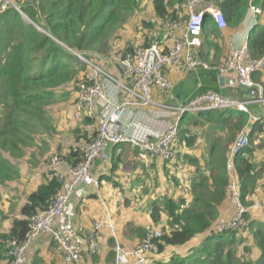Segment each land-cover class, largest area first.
I'll list each match as a JSON object with an SVG mask.
<instances>
[{
  "label": "trees",
  "instance_id": "obj_1",
  "mask_svg": "<svg viewBox=\"0 0 264 264\" xmlns=\"http://www.w3.org/2000/svg\"><path fill=\"white\" fill-rule=\"evenodd\" d=\"M207 2L221 9L226 25L234 28L244 19L250 0ZM135 3L136 0L25 1L21 8L32 21L30 24L25 23L15 8L0 11V264L12 260L9 241L22 243L30 233L31 216L48 208L62 191V180L49 170L43 173V164L50 165V160L43 161L44 153L37 152L36 147L40 140L46 143L47 138L56 134L52 117L54 106L61 96L69 97L77 91V83L89 68L73 51L87 54L95 50L96 55L103 54L105 48L110 47L118 15ZM153 3L159 20L178 21L183 15L180 14L182 6L187 16L184 0H154ZM262 5L264 10V0ZM217 29L218 24L207 14L199 54L208 62H211L207 51L211 47L209 37ZM247 45L253 57L264 55V25L257 24L250 30ZM126 50L136 51L131 46ZM203 91L220 92V88L215 83ZM249 119L248 112L234 109L185 116L175 142L177 160L164 164L171 166L168 167L175 176L179 167L187 170L194 166V172L187 182L186 195L166 193L148 204L150 219L162 230L159 256L154 257L151 264H264V204L260 211L249 208L244 226L216 231L222 216L221 207L228 197L231 145L238 134L247 129ZM259 124L260 121L250 128L249 137L262 126ZM192 127L206 128L207 149L203 155H191L194 143L202 136L200 128L195 133ZM29 148L32 157L27 156ZM253 152L254 146L249 143L234 158L241 198L248 207L256 203L250 198L264 171L263 166L257 168ZM136 154L147 168L151 166L138 152ZM122 155L123 152L111 158V175L120 170ZM66 159L77 164L84 156L79 148L72 146ZM37 174L40 177L44 174L37 187L25 188L26 180L31 177L33 181ZM99 181L101 185L100 178ZM112 182L118 185L115 180ZM175 188L172 186L173 192ZM138 230L145 236L147 229L138 226ZM111 236L115 238L112 233ZM195 239L199 240L195 243ZM113 244L108 259L115 263V239ZM169 248L174 252H168Z\"/></svg>",
  "mask_w": 264,
  "mask_h": 264
},
{
  "label": "built area",
  "instance_id": "obj_2",
  "mask_svg": "<svg viewBox=\"0 0 264 264\" xmlns=\"http://www.w3.org/2000/svg\"><path fill=\"white\" fill-rule=\"evenodd\" d=\"M25 1L33 0H0V11L15 8L27 18L21 8ZM184 2L186 18L159 20L149 43L136 51H127L123 46L115 47L110 58L101 54L95 55L94 60L88 54L73 51L89 68L77 83L72 113L75 119L92 121V137L88 143L74 146L84 156L79 163L74 164L61 157L50 159L53 166L50 171L63 181L62 191L48 208L31 216L30 233L22 243L9 241L12 260L8 264H41L28 257L33 241L40 235L51 237L54 252L66 264H89L98 249L96 234L103 230L110 231L115 237L114 264H151L160 249L161 228L150 229L151 226H147L140 243L124 246L116 235L110 208L105 218L93 223V232L90 233L82 232L69 223L58 225V220L82 185L94 186L97 195L103 199L95 163L97 160L111 161L114 149L130 144L148 165L155 160L176 161L174 148L180 125L186 115H197L199 112L234 109L250 114L251 126L240 134L229 152L227 202L232 204V209L229 218H220L216 231L237 229L246 224L245 213L250 207L241 198L234 158L247 147L252 125L264 118V113H252L250 110L252 102L264 106V88L253 78L255 72L264 70V55L253 57L245 43L231 48L224 61L211 65L199 54L201 35L207 14L221 28L226 26L223 12L207 0ZM249 10L261 14L263 7L250 0ZM198 67L215 69L223 76L234 73L238 84L249 89L250 98L240 99L217 91H203L185 102H172L173 83L169 73L184 74ZM157 93L169 97L168 100L156 98ZM259 205L258 202L254 204L255 207Z\"/></svg>",
  "mask_w": 264,
  "mask_h": 264
},
{
  "label": "rangeland",
  "instance_id": "obj_3",
  "mask_svg": "<svg viewBox=\"0 0 264 264\" xmlns=\"http://www.w3.org/2000/svg\"><path fill=\"white\" fill-rule=\"evenodd\" d=\"M153 1L154 0H136V3L132 8L118 15L117 24L113 28L111 40L109 42L110 47H106L101 56L110 58L112 56V53L115 51V47L123 46L125 47V49H127L131 46L134 49H138L140 47L146 46L149 43L155 32V28L153 27H155L157 25V22L159 21V17L157 16L154 9ZM182 9L184 10V6L181 7L180 11ZM183 10L182 12H180V14L183 13L185 17L186 15ZM22 18L24 19L25 23H32V21L29 20L30 18L28 16L27 18L25 16ZM96 53L97 51L91 50L87 54L91 57L92 60H94ZM172 83L174 93V91L176 92V90L173 80ZM257 83L264 88V83ZM76 95L77 92H73L69 97H64V95L61 96L59 102L54 106L52 117L54 119V125L57 127L56 134H52V137L47 138L46 143H42L40 142V140L38 143L39 147L38 145L36 147L37 152L39 150L43 151V161H45V159H48L49 161L51 158L55 159L57 157L66 159L72 146L74 147L75 145H84L88 143V141L92 137L93 127L91 121L87 123L86 121L88 120H78L73 117L71 105L75 100ZM75 129H82V131H76L75 133ZM205 129L206 128H200L202 134L201 140L194 143V146L191 149V155H197L196 153H198L199 155H203L206 152L207 139L204 138ZM197 131H195V133ZM240 134L235 138L231 147L234 146ZM222 136L225 137V132H222ZM249 143L254 146L252 158L255 159L256 155L257 157L259 156V154L256 152L257 150L255 151V149L259 148V150H262L261 144L254 135L252 137H249ZM30 148L26 149L28 157H32L29 152ZM122 160L123 163L121 164V166H119L120 170L115 173L118 182V185L116 186L118 193L108 199V204L112 205L113 211L112 209L111 211L113 215L112 220L114 226L117 228V226L120 225L122 227L124 236L127 238L126 242L131 241L132 243L128 242L130 243L129 245L125 244L122 240V236H119L120 241L125 246H133L140 243L144 238V236L142 237L143 233L141 234L138 230L139 225H147L151 226L150 229H155L153 228L155 227V225L149 217L148 204L153 198L162 196L157 194L161 193L164 187V185L161 184V182H163L162 179L164 178V175L162 172L163 170L160 173L159 163L156 162V160L153 161V163H151V166L147 168V166L138 159L137 154L133 155L129 149L123 151ZM127 163L130 164L127 165ZM109 164L110 162L107 163V165ZM262 166L264 167V164L262 162H260V164H257L258 169ZM191 168H194V166H192ZM52 169L53 166L51 164L49 165L47 162L43 164V173H47V170L50 171ZM163 169L165 170V173H168L169 178H171V176H174V171L170 167H165ZM188 169L189 167H187V171ZM142 170H144L143 173H141ZM170 170H172L173 173ZM190 175L191 174L189 173L186 178L182 180V182H185L181 188L182 192L180 190H175V192L173 193H176L177 195H186L188 193L189 183L187 184V181L189 180ZM37 176H39V174L34 176L36 184L39 179V177ZM260 176L261 177H259L257 180V189H255L254 191V195L257 194V200L259 199L258 201H256L260 204L259 206H257L258 208H262V204H264V171L260 173ZM31 177L26 180L27 182L24 183L25 188H31L33 185H36L33 183V181H30ZM6 204L8 205V202H6ZM227 206L228 213L222 214L221 218L227 219L230 217L232 204L230 203V205ZM9 209L10 208H7L6 210ZM147 226L143 228L147 229ZM98 235L99 234L97 233L95 237L98 244V249L96 253L90 258V261L92 260V263L90 264H93V261L95 260L96 256L98 255L97 253L101 248V244H99L98 240ZM107 237L108 236L106 235V238ZM198 240L199 239H195L194 242L196 243ZM108 244L107 248H114L112 240H108ZM168 252L173 253L174 250L172 248H169ZM187 252L188 250H186L185 253ZM96 261L97 263H99V257L96 258ZM108 263H111V261L106 262L105 264Z\"/></svg>",
  "mask_w": 264,
  "mask_h": 264
},
{
  "label": "crops",
  "instance_id": "obj_4",
  "mask_svg": "<svg viewBox=\"0 0 264 264\" xmlns=\"http://www.w3.org/2000/svg\"><path fill=\"white\" fill-rule=\"evenodd\" d=\"M262 1L263 0H254L256 4L263 6ZM185 18L186 16L183 18L180 17L179 19H185ZM257 24L264 25V10L261 14H254L250 12L248 8L244 19L241 21V23L238 26L234 28L228 26L221 28L218 25V29L214 33H211L209 37V40L211 41V47L209 48V50H207L211 58L210 59L211 62L209 63L211 65H215L224 61L231 48L238 47L240 45L247 43L250 30ZM221 76L223 75H220L217 70L205 69L203 67H198L197 69H194L193 71H189L184 74L169 73V79L171 81L173 80L176 90V92L174 91L173 102H177V103L185 102L194 95L203 92V90L207 88L209 85H211V87L215 86V83H217L218 87L220 88V92L223 94L232 95L240 99L250 98L249 89L247 87H243L242 85L238 84L234 73L226 75V77L234 78L235 82L233 84L226 83L225 85L221 86L219 81ZM253 78L255 82L257 81L264 83V70L255 72L253 74ZM155 96L156 98L161 99L163 101L168 100L167 98H169V97L166 98L164 95H161L160 93H157ZM250 110L252 111V113L263 114L264 106L261 103L252 102L250 105ZM260 124H262V126L259 127L258 130H255L253 135L260 142L262 150H259V148L255 149V151L257 150L256 152L259 154V156L257 157L256 155L254 161L257 164H260V162L264 164V118L260 121ZM249 126H251L250 123L248 124L247 129L249 128ZM199 128L200 127L198 128L192 127V129L195 131H197ZM126 149H129L133 155L137 153L136 148L134 146L123 145L112 151V159L113 157L117 156L119 153L123 152ZM196 154L199 155L198 153ZM109 162L97 160L95 163V174L101 180V193L103 199H101L99 195H97L96 188L94 186L82 185L71 197V201L67 205L64 211V215L58 220V225L69 223L79 228V230L82 232L90 233L93 232V223L95 221L101 220L106 217L107 209L110 207H111L110 209H112V205L108 204V199H110L111 196H114L116 193H118L116 186L112 182L113 180L117 182V177L115 175H111L110 173L111 170L109 168V165H107V163ZM168 166L170 165L164 164V161H159V171L161 173V171L163 170L162 172L164 175V178L162 179L163 182H161V184L164 185V187L162 189V192L157 195L173 193L172 186L176 187L175 190H180L182 192L181 188L184 185L182 180H184L189 173L192 174L194 172V168L188 169L187 171L178 166L179 168L176 173V176L174 175L173 177L171 176V178H169L168 173L167 172L165 173V170L163 169L165 167L168 168ZM170 171L172 172V170ZM37 177H39L37 184L35 181V177L33 178V183L36 184L33 187V189L37 187V185L42 179V177L40 176ZM177 182L178 184L176 185ZM250 199L254 200L255 202L259 200V199L257 200V194L251 196ZM227 205L230 204L226 202L221 207L222 214L228 213ZM250 210L260 211V208L255 207L254 204H252L250 206ZM139 226H142L143 228L147 225H139ZM115 230L118 234L119 240H120L119 236H122V240L125 244L129 245L130 243H132L131 241H128L130 243L126 242L127 238L124 236L122 227L120 225H118L117 228L115 227ZM98 234H99L98 240H99V244H101V248L96 258L99 257V263H97L95 258L93 264H105L106 262L110 261L108 259V254L110 250H112L110 247L107 248L108 240H112L113 238L111 236V232L108 230L100 231ZM106 235L108 236L107 238ZM52 247H53V242L51 237L48 235H40L33 241L32 246L29 249L28 257L33 261L41 262L42 264H66L64 259L60 255L55 253ZM90 263H92V260L89 262V264ZM113 263L111 262L108 264H113Z\"/></svg>",
  "mask_w": 264,
  "mask_h": 264
},
{
  "label": "water",
  "instance_id": "obj_5",
  "mask_svg": "<svg viewBox=\"0 0 264 264\" xmlns=\"http://www.w3.org/2000/svg\"><path fill=\"white\" fill-rule=\"evenodd\" d=\"M219 81L221 86L225 85L226 83L233 84L235 82L234 78H230L226 76H221Z\"/></svg>",
  "mask_w": 264,
  "mask_h": 264
}]
</instances>
